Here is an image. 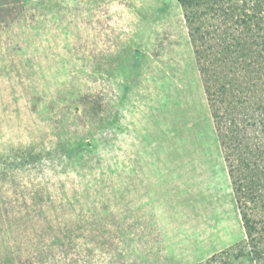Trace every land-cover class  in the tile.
<instances>
[{
  "label": "rangeland",
  "instance_id": "1",
  "mask_svg": "<svg viewBox=\"0 0 264 264\" xmlns=\"http://www.w3.org/2000/svg\"><path fill=\"white\" fill-rule=\"evenodd\" d=\"M246 240L177 0H0V264H201Z\"/></svg>",
  "mask_w": 264,
  "mask_h": 264
},
{
  "label": "trees",
  "instance_id": "2",
  "mask_svg": "<svg viewBox=\"0 0 264 264\" xmlns=\"http://www.w3.org/2000/svg\"><path fill=\"white\" fill-rule=\"evenodd\" d=\"M177 2L247 239L201 264H264V0Z\"/></svg>",
  "mask_w": 264,
  "mask_h": 264
}]
</instances>
